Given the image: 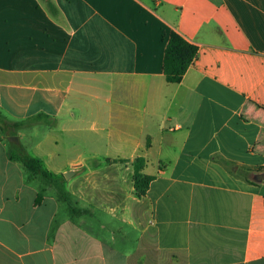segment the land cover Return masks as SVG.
<instances>
[{"label":"crops","instance_id":"crops-1","mask_svg":"<svg viewBox=\"0 0 264 264\" xmlns=\"http://www.w3.org/2000/svg\"><path fill=\"white\" fill-rule=\"evenodd\" d=\"M0 113L76 209L0 137V264H264V0H0Z\"/></svg>","mask_w":264,"mask_h":264},{"label":"trees","instance_id":"trees-1","mask_svg":"<svg viewBox=\"0 0 264 264\" xmlns=\"http://www.w3.org/2000/svg\"><path fill=\"white\" fill-rule=\"evenodd\" d=\"M197 54V46L175 31H170L167 35V41L163 52L162 70L165 75V79L168 82L177 83L181 80L183 74L193 61ZM42 114L31 116L26 119H22L16 122H9L0 113V131L8 136L16 135L18 128L30 126L40 120ZM7 155L9 159L18 161L22 164L28 174V179L38 178L44 185L51 186L57 193L58 197L67 203L71 212L75 213L76 209L71 202L70 194L62 186L60 180L63 176L55 177L49 172L41 163V161L31 155L26 148L20 142H14L8 140ZM146 160L143 156H137L133 159V186L137 196H141L148 188L150 181L154 178V175H148L142 172ZM243 174L250 183L258 185L261 181L264 183V170L262 168L257 169H245L238 170ZM262 173L261 180H255L257 174ZM59 180V182H58ZM42 194L38 193L35 198V203L40 202Z\"/></svg>","mask_w":264,"mask_h":264},{"label":"water","instance_id":"water-1","mask_svg":"<svg viewBox=\"0 0 264 264\" xmlns=\"http://www.w3.org/2000/svg\"><path fill=\"white\" fill-rule=\"evenodd\" d=\"M8 140H9V141H14V142H18V141H19V140H18V137L15 136V135H11V136H9V137H8ZM70 173H71V172H66V173H64V176H65V177H69ZM262 176H263V174L260 173V174H257L254 178H255V180H258V181H259V180L262 179Z\"/></svg>","mask_w":264,"mask_h":264},{"label":"rangeland","instance_id":"rangeland-1","mask_svg":"<svg viewBox=\"0 0 264 264\" xmlns=\"http://www.w3.org/2000/svg\"><path fill=\"white\" fill-rule=\"evenodd\" d=\"M0 137H3V139H5L8 142L7 137L1 131H0Z\"/></svg>","mask_w":264,"mask_h":264}]
</instances>
